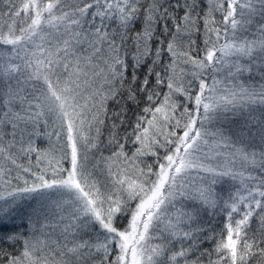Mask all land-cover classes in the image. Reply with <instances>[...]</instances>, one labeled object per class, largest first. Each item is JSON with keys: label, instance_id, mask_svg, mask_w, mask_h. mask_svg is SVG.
Here are the masks:
<instances>
[{"label": "snow or ice", "instance_id": "obj_1", "mask_svg": "<svg viewBox=\"0 0 264 264\" xmlns=\"http://www.w3.org/2000/svg\"><path fill=\"white\" fill-rule=\"evenodd\" d=\"M0 264H264V0H0Z\"/></svg>", "mask_w": 264, "mask_h": 264}]
</instances>
